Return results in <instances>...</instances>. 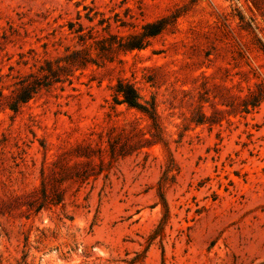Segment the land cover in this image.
<instances>
[{
  "label": "rangeland",
  "instance_id": "1",
  "mask_svg": "<svg viewBox=\"0 0 264 264\" xmlns=\"http://www.w3.org/2000/svg\"><path fill=\"white\" fill-rule=\"evenodd\" d=\"M0 264H264V0H0Z\"/></svg>",
  "mask_w": 264,
  "mask_h": 264
},
{
  "label": "trees",
  "instance_id": "2",
  "mask_svg": "<svg viewBox=\"0 0 264 264\" xmlns=\"http://www.w3.org/2000/svg\"><path fill=\"white\" fill-rule=\"evenodd\" d=\"M160 27L159 28H156V29H154V30H151L150 32H149V34L150 35H154V34H157L159 31H160ZM26 97L27 96H25L24 98H22V100H26ZM125 101H127L130 105H134V106H138L139 104H138V102H137V94H136V92L133 90V94H132V96L131 97H129V96H125Z\"/></svg>",
  "mask_w": 264,
  "mask_h": 264
}]
</instances>
